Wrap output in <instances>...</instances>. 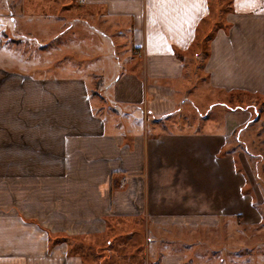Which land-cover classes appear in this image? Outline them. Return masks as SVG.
<instances>
[{
  "label": "crops",
  "instance_id": "1",
  "mask_svg": "<svg viewBox=\"0 0 264 264\" xmlns=\"http://www.w3.org/2000/svg\"><path fill=\"white\" fill-rule=\"evenodd\" d=\"M42 1L58 6L57 24L34 35L23 22L27 33L14 42L0 28V264H86L91 253L84 246L92 249L104 237L112 244L129 233L135 241L150 238L151 264H264L263 253L250 261L243 249L246 228L264 229V197L244 152L230 141L254 116L236 106H257L259 97L264 102V0H219L226 3L225 23L214 30L200 66L214 96L248 92L253 103L209 98L218 118L192 115L195 121L180 117L179 104L190 98L187 78L199 79L188 56L213 12L212 0ZM28 4L37 3L20 0L10 9L24 17ZM108 29L115 39L101 32ZM71 33L75 40L67 39ZM93 35L87 46L85 37ZM33 36L43 38L40 47L49 54L33 55ZM70 46L84 62L95 54L113 70L118 49L126 55L128 69L108 87L109 121L91 100V66L70 73ZM38 69L54 71H31ZM117 106L127 108L121 120ZM129 106L142 107L152 133L133 124ZM260 109L264 121V105ZM128 239L114 246L124 252ZM124 255L94 257L96 264H125Z\"/></svg>",
  "mask_w": 264,
  "mask_h": 264
},
{
  "label": "rangeland",
  "instance_id": "2",
  "mask_svg": "<svg viewBox=\"0 0 264 264\" xmlns=\"http://www.w3.org/2000/svg\"><path fill=\"white\" fill-rule=\"evenodd\" d=\"M40 0H36V6H31L30 4L23 6V11L25 12L24 17H19L16 18V14L10 7L12 5L16 4L18 7L20 5V0H15V3H13V0H0V28L5 30L6 36L9 38V41L14 42V38L19 34L21 35L24 33L26 35L27 31H25L26 27H22V23L25 22L26 25L29 24L32 26L30 28L31 32L34 34L37 29H39L42 26L46 25H53L57 24L55 23V16L58 12V6L55 4L51 6L50 8H47L44 6L43 1L39 2ZM46 1V0H44ZM82 2V0H79ZM212 6H213V12L211 13V16L209 19H207L201 26L199 30V36L193 46V48L189 52L188 59L191 62H195L194 64H198L194 66V69L191 72V75L193 73V78L197 77L195 82H191L188 80L185 83V86L183 88L186 89V91L189 92L190 98L188 101L180 102V106L182 108V118L185 116L187 118L192 117V115H205L206 117L204 119H212L215 117L216 119L218 118L219 113V107L217 105H214L217 107L212 108V101L214 100H208L209 98H215V97H220L218 101H224V103H227L231 106L234 105H243L245 103H253V101L250 98V94L247 93H242V94H236L234 95L235 98H224L223 95L219 96H214L212 90L209 88L208 82L206 81V74L204 73L203 69H201L200 66L204 63V59L206 58L207 54V49H208V44L209 40L206 38V35L209 33H213L214 30L217 28V25H223L225 22L223 21V11L226 9V3L221 2L219 0H212L211 1ZM75 8H81V5H74ZM14 20H13V19ZM59 22V21H58ZM88 26L90 25L92 30H95V32H98L101 34L97 28H94L95 22L89 21L87 22ZM104 34L107 35H112V39L114 38V33L113 31L108 30H102L101 31ZM23 35V37L25 36ZM35 35V34H34ZM35 37L34 41H31V39H28L29 44L30 43H35L37 44L38 49H35L37 54H34L36 57H43V55L49 54L47 52L48 50H45V46L40 47V45L46 44L43 40V38L38 37V36H33ZM77 37L71 33V35L67 39H76ZM91 38V40H90ZM90 38L85 37V44L87 46L90 45L89 41H94L96 39V36L93 35ZM109 40L110 37L108 36ZM64 40V38L60 39ZM25 42V39H24ZM56 44V42H54ZM72 46H70L71 52L68 53L67 60L70 62V73L71 74H76L78 72H85L84 69L79 68L83 67L84 65H90L91 67L87 69V71L90 73V80H91V88H90V95H91V100L94 103L95 110L98 112V107L95 105V103H100L102 106V110L99 113H102L103 119L106 121H109L111 119L110 111H107L108 105H110L111 101V90L108 88L110 86L111 80L114 81L118 74L121 71H125L128 69V64L126 63L125 59V54L118 49V51L113 55L114 58V65L116 66V69L111 68V61H106L103 59L102 63L98 64L97 58L95 57V54H91V60L88 59L86 62H84L83 58L78 57V53L76 51H72ZM105 48V46L103 47ZM93 59V60H92ZM43 62H45L43 60ZM101 67V69H100ZM33 73H42L44 71H41L40 69L38 70H31ZM54 69L47 70L46 72L42 73V75H49L52 74ZM86 73V72H85ZM113 73H115L113 75ZM189 89V90H188ZM238 96V97H237ZM253 97V96H252ZM262 97L258 98V104L257 106L260 108L262 106L261 99ZM229 99V100H227ZM121 105V104H120ZM113 106H115V103H113ZM116 107V106H115ZM139 108V109H138ZM128 109L131 111L129 114H134V123L133 124H138L140 123V130L146 131V133H152V128H151V118L149 121L146 123V120L142 119V107H133L129 106ZM127 108L122 107V106H117V112L119 113L118 115V120H121L123 118V115H126ZM261 110V109H260ZM115 112V111H114ZM187 112V113H186ZM179 115V113L177 114ZM181 120L182 125H187L186 119ZM262 118V116H261ZM194 119V120H193ZM223 119V118H221ZM192 120L195 121V118L192 117ZM192 121V122H193ZM218 120L215 121L217 123ZM262 119H258V121L252 123L250 126L246 127L247 129L240 135V133L235 134L231 141V144L234 146V149H237L238 151L244 152L245 157H247L250 165V174H253V181L257 182L255 183L256 187L259 189L260 194L264 197V126L262 125ZM148 126L150 127L148 129ZM213 128H219L218 125H210L208 126L207 129H213ZM127 130H130L129 127H126ZM162 129V128H160ZM236 138H239L241 140H236ZM231 145V146H232ZM256 179V180H255ZM263 207V212H264V204L261 205ZM261 207V208H262ZM264 228V225H263ZM231 230V242L237 241V231L238 229L233 228ZM260 228H246V232L244 235V241L245 245L247 246V249L243 248L246 252V258L251 261L250 257H252V254L255 255L256 252H261L264 254V229L258 231ZM121 231V230H120ZM128 231H131L128 229ZM127 230H123L120 233H126ZM124 237L129 238L128 240H133L134 235H129L126 236V234H123L120 236V240L123 239ZM150 239V238H149ZM147 239V243L144 238V242H142V238L137 237L136 241H130V243L126 244V249L124 252H121L118 250L116 246H114L115 243H117L120 240L113 241L114 243L108 244V238L104 237L102 238L98 243L92 245V249L87 248L84 246V250H86V256L87 259L85 261L86 264H96V261L98 260L97 258L94 257V255H103V254H112L113 256L116 255V253H119V256L122 257V254L126 257L125 259V264H151L149 261L146 259L147 254L149 252V242L150 240ZM126 240V239H124ZM97 241V240H95ZM95 241H92L93 243ZM164 242H166L164 240ZM237 244V243H236ZM238 245L235 246V248ZM164 248H166V243H164ZM237 252V251H234ZM234 252L231 253V257L234 256ZM84 253V254H85ZM121 254V255H120ZM129 254V255H128ZM94 259V260H92ZM130 261H127V260ZM109 264L108 260H104L102 264ZM116 263H121V260L116 261Z\"/></svg>",
  "mask_w": 264,
  "mask_h": 264
},
{
  "label": "trees",
  "instance_id": "3",
  "mask_svg": "<svg viewBox=\"0 0 264 264\" xmlns=\"http://www.w3.org/2000/svg\"><path fill=\"white\" fill-rule=\"evenodd\" d=\"M217 26H218V25H217ZM212 36H213V33H209V34L206 35V38H208V40H210ZM262 105H264V102H263ZM236 108H243V109H245V108H251V109L253 110V112H254V116H253V118H252L251 120H249V121L243 126L244 128L250 126L252 123L258 121V119L260 118V110H259L260 108H259L258 106H254V105H252V104H249V105H247V106H245V107H242V106H236ZM262 123H263L262 125L264 126V121H263ZM238 140H240V139L238 138ZM240 142H241V140H240ZM248 189H249V188H246V190H248Z\"/></svg>",
  "mask_w": 264,
  "mask_h": 264
},
{
  "label": "snow or ice",
  "instance_id": "4",
  "mask_svg": "<svg viewBox=\"0 0 264 264\" xmlns=\"http://www.w3.org/2000/svg\"><path fill=\"white\" fill-rule=\"evenodd\" d=\"M169 2H172V0H169ZM237 2L239 3V2H240V0H237ZM246 2H248V3H254V2H255V0H246Z\"/></svg>",
  "mask_w": 264,
  "mask_h": 264
}]
</instances>
